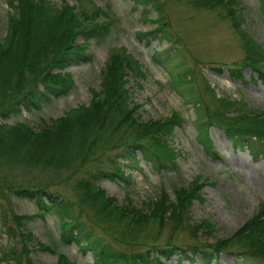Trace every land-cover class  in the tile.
Listing matches in <instances>:
<instances>
[{
	"label": "trees",
	"instance_id": "16d2710c",
	"mask_svg": "<svg viewBox=\"0 0 264 264\" xmlns=\"http://www.w3.org/2000/svg\"><path fill=\"white\" fill-rule=\"evenodd\" d=\"M84 1L89 5L85 6ZM133 1L150 3L155 8L157 17L153 20L156 25L146 32L165 39L167 47H175L179 40L168 32V20L161 13V0ZM258 1L264 16V0ZM5 3L9 11L6 34L0 45V118L16 112L19 106L28 109L30 104L37 106L47 99L49 94L65 91L72 79L64 68L71 61L88 59L89 55L84 51L88 40L103 39L113 22L108 5L101 7L89 0H76V4L65 1L55 4L49 0H5ZM187 4L194 9H222L221 14L229 18L245 52L241 62H232L228 66V72L241 78V68L249 67L264 83L263 50L242 26L244 19L238 0H187ZM78 36L81 41H76ZM171 66L182 67L178 72L183 82L191 80L190 67H183L182 60L174 61ZM212 68L217 72L221 70L220 65ZM144 75L141 64L123 46L112 47L99 69L98 87H89L90 97L86 103L69 107L62 115L41 119L37 129L21 121H0V170H26L19 180H6L5 174H1L0 193L33 198L41 209L35 214L40 216L43 210L52 209L59 218L60 241H72L82 252L90 250L91 264H167L172 256L177 261H191L197 253L200 264L216 260L221 252L238 261L249 257L264 264V200L259 203L257 212L246 218L231 235L205 242L200 241L196 231L210 233L211 223L203 218L190 223L188 218L192 200L202 199L198 190L203 182L190 188L176 185L172 189V198L161 187L145 208L135 206L127 199L119 204L94 184L99 174L109 178L117 175L126 180L128 175L123 174L116 159L133 158L134 151L155 169L175 166L177 152L167 138L180 124L181 116L173 110L162 119H142L135 112L136 102L131 99L126 82L128 77L139 79ZM205 89L208 98L191 89L182 90L192 107L195 138L203 151L211 157L219 156L208 133L209 126H217L233 144H245L254 156H264V109L250 106L242 97L218 95L206 80ZM95 149L105 154L106 167L113 166L114 170L108 172L109 169L96 164L94 170L82 175L78 169ZM118 149L120 153L116 152ZM109 152L114 153L108 156L106 153ZM75 162L82 164L71 168ZM36 168L39 169L36 171L54 173L63 170L66 173L63 180L71 181L78 199L73 202L59 197L50 188L51 180H39L37 172H31ZM31 217L23 215L26 219ZM17 218L21 217L12 214L14 221ZM166 222L170 224L171 232L186 226L193 241L175 244L167 237L159 243L156 242L157 235L148 238L143 233L149 223L161 227ZM22 232L17 231L20 247L16 252L13 250L14 262L11 264H33L27 255L29 250L23 243ZM23 233L30 234L28 230ZM122 241L126 245L142 247L129 251L113 248L115 242ZM35 244L36 248H33L37 250L54 251L45 243ZM56 255L57 264H77L61 252Z\"/></svg>",
	"mask_w": 264,
	"mask_h": 264
},
{
	"label": "rangeland",
	"instance_id": "374dc122",
	"mask_svg": "<svg viewBox=\"0 0 264 264\" xmlns=\"http://www.w3.org/2000/svg\"><path fill=\"white\" fill-rule=\"evenodd\" d=\"M49 1L55 4L61 1L76 4V0ZM89 1L101 7L108 5L113 22L103 39L88 40L84 48L85 53L89 55L88 59L71 61L64 68L72 79L69 87L58 95L49 94L47 99L39 102L37 106L30 104L28 109L19 106L16 112L0 118V121H21L32 129H37L41 119L47 120L49 117L62 115L69 107L86 103L90 97L89 87H98L99 69L108 51L112 47L123 46L138 60L145 72L144 77H128L126 82L128 93L136 102L135 112L142 119H162L169 116L173 110L181 116L180 124L173 128L171 137L167 138L177 152L174 158L175 166L155 169L140 157L138 151H134L133 158L122 156L116 159L124 170L123 174L128 175L126 180L117 175L109 178L99 174L94 184L119 204L127 199L133 205L145 208L148 200L154 198L161 187L166 195L172 198V189L176 185L190 188L203 182L198 190L202 199L192 200L188 218L190 223L206 219L212 227L210 233L196 231V236L200 241L213 242L216 238L231 235L246 218L257 212L259 203L264 200V156H254L245 144H233L217 126H209L208 133L219 156L211 157L204 152L195 138L196 121H193L192 107L185 100L187 95L182 92L184 89H191L193 93L208 98L206 80L218 95L225 93L231 98L242 97L250 106L264 109V83L256 78V72L249 67H243L241 78L228 72V66L232 65V62H241L245 54L241 46L242 41L231 27L229 18L221 14L222 9L219 7L194 9L187 4V0H161V13L168 20V32L171 37L179 40L175 47H167L168 42L165 39L146 32L156 25L153 19L157 17V12L150 3L133 0ZM238 2L244 19L242 26L260 44L264 55V16L259 9V1ZM84 4L89 5L87 1H84ZM8 11L5 0H0V45L6 34ZM76 41H81L79 36ZM179 60H182L183 67H190L189 82L182 81L183 78L178 72L181 66H171L174 61ZM215 65H220L219 72L213 70L212 66ZM97 151L94 150L93 155L88 157L78 172L85 175L94 170L96 164L101 165L103 169H109L108 172L114 170L113 166L106 167L103 160H107V157ZM91 152L92 150L88 155ZM116 152L120 153V149ZM112 153L114 152L106 154L112 156ZM81 164L82 162H75L71 168ZM36 170L39 169H33L31 172H37L36 177L39 180H51L50 188L55 190L59 197L73 202L78 199L71 181L63 180L66 174L63 170H57L56 173ZM25 171L20 168L2 169L0 175L5 174L6 180H19ZM40 211L33 198L22 194L0 193V264L14 262L13 253L20 247L18 229L21 232L28 230L30 233L27 236L22 232V239L33 264H57L56 252H61L77 264H91L90 250L82 252L74 242L60 241L57 214L52 209L43 210L41 216L35 214ZM12 214L21 218L14 221ZM23 215L32 217L26 219ZM170 227L168 222L163 223L161 227L149 223L143 233L148 235V238L157 235L156 242L159 243L167 237L175 244L183 245L193 241L186 226H179L172 232ZM35 242L45 243L54 248V251L37 250ZM141 247L142 245H126L124 241L113 244L116 250L129 251ZM199 259L198 253L191 261H177L172 256L167 264H199ZM200 264L263 263L249 257L238 261L232 255L221 252L216 256V260Z\"/></svg>",
	"mask_w": 264,
	"mask_h": 264
}]
</instances>
